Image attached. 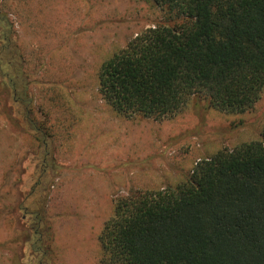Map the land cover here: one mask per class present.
<instances>
[{
	"label": "rangeland",
	"instance_id": "obj_1",
	"mask_svg": "<svg viewBox=\"0 0 264 264\" xmlns=\"http://www.w3.org/2000/svg\"><path fill=\"white\" fill-rule=\"evenodd\" d=\"M25 1L23 13L28 17L30 11L32 19L18 28L14 10L15 26L28 49L44 55L40 75L29 84L30 113L35 124L51 117L56 145L52 132L44 140L38 131L44 146L38 151L29 147V133H38L33 122H25L26 133L17 127L19 108L16 140L10 137L6 125L14 114L5 100L13 105L14 96L0 90V264H11L13 257L22 264H103L100 234L116 199L175 186L190 176L198 160L260 139L264 89L255 107L241 114L192 98L179 113L161 120L125 118L101 99L99 69L137 33L162 21V9L148 0H36L40 9ZM9 73L16 84V72ZM17 206L41 217L35 226L39 232L27 244L25 211ZM46 224L47 235L54 236L52 248Z\"/></svg>",
	"mask_w": 264,
	"mask_h": 264
},
{
	"label": "trees",
	"instance_id": "obj_2",
	"mask_svg": "<svg viewBox=\"0 0 264 264\" xmlns=\"http://www.w3.org/2000/svg\"><path fill=\"white\" fill-rule=\"evenodd\" d=\"M148 1L164 19L103 61L102 98L124 116L156 120L192 98L227 113L253 109L264 89V0ZM14 10L13 0H0V90L14 96L7 111L29 115ZM100 243L103 264H264V128L260 139L198 160L175 186L118 197Z\"/></svg>",
	"mask_w": 264,
	"mask_h": 264
},
{
	"label": "crops",
	"instance_id": "obj_3",
	"mask_svg": "<svg viewBox=\"0 0 264 264\" xmlns=\"http://www.w3.org/2000/svg\"><path fill=\"white\" fill-rule=\"evenodd\" d=\"M22 0H17L16 2H15V4H14V7H15V11L16 10H18V12L17 13H15L16 15H19V18H20V23H19V21H18V28L20 27V24H21V26H22V28H24L26 25V22H27V20H29V19H32L29 15L30 14H32L30 11L28 12V17H26L25 15H24V11H26V10H28V8H22V5L24 4V3H26V1L25 0H23L22 2H21ZM30 3H32L33 5H32V7H35V8H37V9H40L41 8V4L38 2V1H36V0H32ZM47 7V6H46ZM13 15H14V12H13ZM36 22H37V24H38V20H36ZM37 29L39 30V26L37 25ZM18 30V29H17ZM18 34H19V42H20V44H21V48H22V51H23V54H24V56H25V61H26V63H25V65H26V67H27V69H28V73H29V79H30V81H32L33 80V78L34 77H38L39 75H40V71H42L41 70V68H42V66H43V62H44V55H41V57H37V56H39L38 55V53L37 52H35V51H32V50H29L28 48H30L29 47V45L27 44V43H25V40H24V38H23V35L22 34H20V30H18ZM36 47V46H35ZM33 50H38L37 48L35 49H33ZM39 51H41L40 49H39ZM40 53V52H39ZM33 56H35L36 58H34ZM35 59H42V60H40V62H36V61H34V64H33V61L32 60H35ZM36 62V63H35ZM35 70H36V72H35ZM44 77V76H43ZM100 93V92H99ZM101 99H103L102 98V95H101ZM12 111V113L14 114L13 115V117L12 116H10V118L8 117V119H9V121L12 123V124H10V125H6L7 126V132H8V135H10V137H13V138H15V140H16V134H15V120H16V118H15V116H17V114H15V110H11ZM47 112V114L49 115V113L50 112H48V111H46ZM57 113H52V115L53 116H55ZM119 115H121V116H123V117H125V118H129V119H131V118H135V117H137V116H141V115H134V116H124V115H122V114H120V113H118ZM20 116H17L18 117V119H17V121H20V125L19 124H17V127L20 129V130H24L23 132L24 133H26V131H25V125H26V121H28V124L30 123V122H35V119H34V117L33 116H31L32 114L31 113H29V115H26V114H24V112H23V109L22 108H20V114H19ZM7 120V119H6ZM26 122V123H25ZM15 125V126H14ZM23 126V127H22ZM55 130V128H54V125H52V123H51V117H49L48 118V120L46 121V122H44V123H34V131H36L38 134L36 135H34V134H30L29 133V135L28 136H30L33 140L31 141V143L29 144V147H33V150H35V149H37V151L40 149V147H41V145H43L44 146V142L42 141V135L41 134H39V132L40 133H42L43 134V137H44V140H45V136H48L47 135V131L49 132V133H53V131ZM39 131V132H38ZM52 140H54V143H55V145H56V142H55V136H54V133H53V135L50 137ZM50 141V139H48V142ZM45 148V147H44ZM11 149H14V146H12V148ZM46 150V149H45ZM162 188V187H161ZM158 189H160V188H158ZM145 190H156V189H145ZM26 219H28V218H26ZM79 220V219H78ZM81 220V219H80ZM50 226V225H49ZM50 227H52V226H50ZM23 229H25L24 227H23ZM24 241H25V238H24ZM26 241H27V243H29L30 242V238L29 237H27L26 238ZM54 236L52 235V237H51V241L49 242V244H50V248H52V246H53V244H54ZM3 257V253L2 252H0V258H2ZM15 257H13V259H10V261H11V264H15ZM8 261H9V259H8ZM2 264H5V263H2ZM8 264V263H7Z\"/></svg>",
	"mask_w": 264,
	"mask_h": 264
},
{
	"label": "flooded vegetation",
	"instance_id": "obj_4",
	"mask_svg": "<svg viewBox=\"0 0 264 264\" xmlns=\"http://www.w3.org/2000/svg\"><path fill=\"white\" fill-rule=\"evenodd\" d=\"M24 174L25 173L22 172V178H24ZM20 198H21V201H23L24 195H21ZM16 209H17V211L19 210L18 212H24L25 211V213L23 214V222H25V225L23 227L25 229H28L29 238H31L32 235H34V234H32V232L33 231L35 232V230H33V228L35 226L39 225V217H38L39 214L36 213L35 211H31L29 213L28 209H26V208H24L23 211H22V208L20 206H17ZM28 215L30 216V219L28 218L29 219V223H26V221H28V219H26L28 217ZM20 223H21V220H20ZM28 224H29V226H28ZM30 226H31V228H29ZM26 244H27V242H26Z\"/></svg>",
	"mask_w": 264,
	"mask_h": 264
}]
</instances>
